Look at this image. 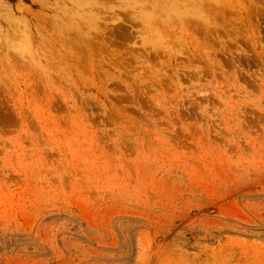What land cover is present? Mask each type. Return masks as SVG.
Here are the masks:
<instances>
[{"label":"rangeland","instance_id":"1","mask_svg":"<svg viewBox=\"0 0 264 264\" xmlns=\"http://www.w3.org/2000/svg\"><path fill=\"white\" fill-rule=\"evenodd\" d=\"M0 264H264V0H0Z\"/></svg>","mask_w":264,"mask_h":264},{"label":"trees","instance_id":"2","mask_svg":"<svg viewBox=\"0 0 264 264\" xmlns=\"http://www.w3.org/2000/svg\"><path fill=\"white\" fill-rule=\"evenodd\" d=\"M11 2H14L15 0H10Z\"/></svg>","mask_w":264,"mask_h":264}]
</instances>
